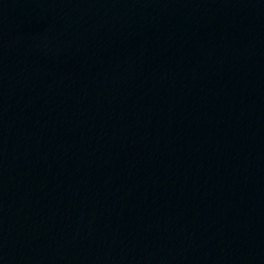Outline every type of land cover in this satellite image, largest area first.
<instances>
[{
    "label": "water",
    "instance_id": "1",
    "mask_svg": "<svg viewBox=\"0 0 264 264\" xmlns=\"http://www.w3.org/2000/svg\"><path fill=\"white\" fill-rule=\"evenodd\" d=\"M0 264H264V0H0Z\"/></svg>",
    "mask_w": 264,
    "mask_h": 264
}]
</instances>
